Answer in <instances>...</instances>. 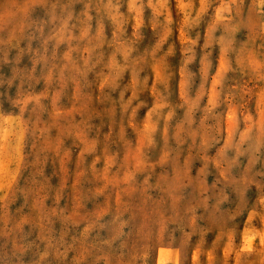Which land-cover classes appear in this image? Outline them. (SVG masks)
Listing matches in <instances>:
<instances>
[{
  "label": "clouds",
  "instance_id": "1",
  "mask_svg": "<svg viewBox=\"0 0 264 264\" xmlns=\"http://www.w3.org/2000/svg\"><path fill=\"white\" fill-rule=\"evenodd\" d=\"M0 264H264V0H0Z\"/></svg>",
  "mask_w": 264,
  "mask_h": 264
}]
</instances>
